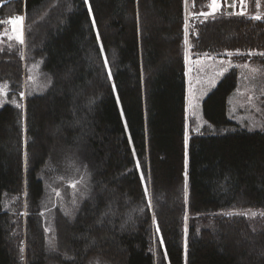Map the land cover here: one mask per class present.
I'll use <instances>...</instances> for the list:
<instances>
[{"label": "trees", "instance_id": "trees-1", "mask_svg": "<svg viewBox=\"0 0 264 264\" xmlns=\"http://www.w3.org/2000/svg\"><path fill=\"white\" fill-rule=\"evenodd\" d=\"M207 2L0 0V30L25 24L0 83L20 92L24 61L46 79L0 106V264H264V127L227 117L234 68L185 142L184 25ZM187 38L264 50V16L199 19Z\"/></svg>", "mask_w": 264, "mask_h": 264}, {"label": "rangeland", "instance_id": "rangeland-1", "mask_svg": "<svg viewBox=\"0 0 264 264\" xmlns=\"http://www.w3.org/2000/svg\"><path fill=\"white\" fill-rule=\"evenodd\" d=\"M226 0H217V10H213L212 0H208L207 9L200 14L189 13L185 22L184 40V137L185 142L191 133H200L208 125L202 112V101L216 86L223 75L231 68L236 70L237 80L234 89L227 97V117L240 127H264V64L260 58L264 57V50H219L199 51L191 50L188 35L193 30V22L226 13ZM233 10L229 14L246 15L251 17L264 16V0H233ZM23 17V16H20ZM4 20L0 30V46L19 43L12 24ZM25 24L23 22V41ZM21 91L14 96L8 95V83H0V106L5 101H13L23 107L24 97L28 89L39 88L46 83V79L38 71L36 63L24 61ZM23 94V95H22ZM149 193V192H148ZM258 212V210H255ZM254 210H229L226 213H243L254 215ZM158 236V233H157ZM155 241V246H157ZM156 249V247L154 248ZM24 250V243L21 246ZM24 261V260H23Z\"/></svg>", "mask_w": 264, "mask_h": 264}, {"label": "snow or ice", "instance_id": "snow-or-ice-1", "mask_svg": "<svg viewBox=\"0 0 264 264\" xmlns=\"http://www.w3.org/2000/svg\"><path fill=\"white\" fill-rule=\"evenodd\" d=\"M88 0H84V3H87ZM212 7H213V10H217V0H212ZM89 14H91V8L89 9ZM254 19H261V17L257 16V17H254ZM23 20L24 18L23 17H20V16H17L15 17L14 19H10L8 22L10 24H12L13 26V30L16 31L17 30V25H19V35L16 36V39L18 42L20 43H23ZM95 26V24L93 23V27ZM97 39H99V37H97ZM103 48H101V54H103ZM264 55V54H262ZM105 68L108 67V61L105 60ZM112 78V74L111 72L109 71V74H108V79L110 80ZM23 95V94H22ZM185 193L187 194V179L185 181ZM147 195V192L145 193ZM57 195H59V193H57ZM227 215H232V213H228Z\"/></svg>", "mask_w": 264, "mask_h": 264}, {"label": "water", "instance_id": "water-1", "mask_svg": "<svg viewBox=\"0 0 264 264\" xmlns=\"http://www.w3.org/2000/svg\"><path fill=\"white\" fill-rule=\"evenodd\" d=\"M232 2H233V0H226V4H227V6H226V12L227 13H230L233 10Z\"/></svg>", "mask_w": 264, "mask_h": 264}]
</instances>
